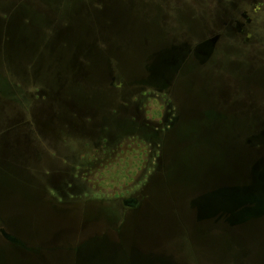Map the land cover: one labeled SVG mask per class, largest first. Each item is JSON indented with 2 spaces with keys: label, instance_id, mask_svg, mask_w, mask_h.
Instances as JSON below:
<instances>
[{
  "label": "rangeland",
  "instance_id": "374dc122",
  "mask_svg": "<svg viewBox=\"0 0 264 264\" xmlns=\"http://www.w3.org/2000/svg\"><path fill=\"white\" fill-rule=\"evenodd\" d=\"M20 7L29 20L27 62L19 69L0 66V79L11 75L16 98L0 94V232L33 251L12 246L0 233V264H194L190 200L201 191L183 159L181 170L168 175V190L163 179L139 172L144 159L135 139L107 146L105 130L112 125L110 133L121 134V117L111 115L121 104L149 101L152 95L143 97L137 88L155 87L149 82L154 72L172 75L174 45L212 37L237 8L253 20L252 42L240 52L242 38L226 43L222 37L227 54L218 55L207 83L222 84L221 72L263 92L264 0H0L10 26L22 16ZM255 125L240 123V134ZM110 156L112 168L105 169ZM88 158L91 174L78 170ZM131 195L140 208L125 217L121 201ZM197 238L200 263L238 264L234 253L246 249L253 256L245 264H264L259 223L235 236L204 228Z\"/></svg>",
  "mask_w": 264,
  "mask_h": 264
},
{
  "label": "flooded vegetation",
  "instance_id": "af4514ba",
  "mask_svg": "<svg viewBox=\"0 0 264 264\" xmlns=\"http://www.w3.org/2000/svg\"><path fill=\"white\" fill-rule=\"evenodd\" d=\"M237 9L228 13L230 21L223 24L221 30L212 37L174 45L172 54L176 59L173 61L170 81L155 83V87L148 88L147 91H144L145 87L137 88L143 97H152L147 102L123 103L119 112L112 111L111 115L121 117L122 123L118 125L122 129L121 134L113 136L110 133L113 126L109 125L105 130V138L103 137L107 146L110 145V140L118 141L123 146L126 140L135 139L142 149L144 159L139 172L146 179L150 175L163 179L168 190L171 188L168 175L174 168L181 170V160L178 162L181 157L190 181H194L193 187L201 191L190 202L209 191L229 188L256 190L262 182L264 185V91L255 94L243 87L241 78L234 75V82L230 78L224 79L221 72L219 75L223 79L222 84L209 86L207 83L210 71L219 65L220 61L216 59H220V53L227 54L226 46L229 44L220 47L222 37L227 38L226 43L235 42V36L242 38L239 46L232 44L234 47L238 46L240 52L242 49L246 51L252 42L249 28L253 26V20L247 12H238ZM178 58L182 59L179 65L176 64ZM258 66L255 64L249 67L253 69ZM247 70L240 72L251 71ZM200 78L206 79L203 85L199 84ZM150 100L154 101L152 105L148 104ZM240 123H245L248 127L256 124L255 127L259 129H251L250 134L245 136L240 134ZM240 143L243 145L242 150ZM185 149L188 152L182 155ZM90 159L84 166H78V170L91 174L94 167ZM104 164L105 169L112 168L111 156L105 158ZM199 175H202L200 181ZM64 184L71 187L68 182ZM62 197V202H67L68 193L64 191ZM121 202L124 216L140 208V202L132 195L124 197ZM230 219V215L223 214L211 220L200 221L198 215L193 214L190 222L195 235L204 228L207 231L211 228L221 234L225 229L231 232L237 227L230 224ZM258 220L264 227V217ZM225 224H228L227 228ZM187 238L190 246L195 245L192 234ZM194 251L192 250L193 263L204 264L200 263L197 252Z\"/></svg>",
  "mask_w": 264,
  "mask_h": 264
},
{
  "label": "water",
  "instance_id": "95a60500",
  "mask_svg": "<svg viewBox=\"0 0 264 264\" xmlns=\"http://www.w3.org/2000/svg\"><path fill=\"white\" fill-rule=\"evenodd\" d=\"M175 59L176 57L174 56V60ZM168 61L169 60H167V63ZM176 64H178V61ZM158 77H160V79L162 80L158 81ZM170 78L171 74H167L166 76L162 74L160 70H157L152 74V77L149 79V82L151 81L152 85H154L155 83H163L164 81L168 83L170 81ZM144 83L148 84L147 82ZM258 129L259 128H257V130ZM192 205L196 211L195 214L198 215L200 221L211 220L223 214L230 215V224L232 226L237 227L231 232H228L227 229H225L224 232H226L230 236H235L236 234H238L239 231L244 230L247 227H252L253 224H256L258 223V221H260L258 219L264 217V185L262 182V185H260V187H257L256 190H250L246 188H229L218 189L217 191L213 192L209 191V193L196 198L193 201ZM136 206L137 205H135V207ZM227 226L228 224H225V228H227ZM212 231L216 233V231L212 230L211 228H209L207 232L210 233ZM0 233H2L3 237L10 244H12V246L18 248L20 247L28 251H33L32 249H29L27 245L17 236L8 233L5 230H2ZM197 237L198 235L193 234V238L196 241H198ZM195 240L193 243H196ZM193 246H191V251H196ZM252 256L253 255L251 254V252L246 249H242L234 253L232 259L236 258L240 262H245L246 260H248L249 257ZM232 259L228 260V262Z\"/></svg>",
  "mask_w": 264,
  "mask_h": 264
},
{
  "label": "trees",
  "instance_id": "16d2710c",
  "mask_svg": "<svg viewBox=\"0 0 264 264\" xmlns=\"http://www.w3.org/2000/svg\"><path fill=\"white\" fill-rule=\"evenodd\" d=\"M256 5L257 2L254 4V6L256 7ZM19 9L22 10V16L19 15V19H14V23H16L15 26L12 25L15 28L14 33L13 27L10 26L11 23L8 24L6 21L8 16L2 15L3 13L0 12V54L2 55V60L0 59V66L10 65L12 69L14 67L19 69L22 64L27 62V59L22 54H24L28 45V40L26 38L27 35L24 32V26L29 23V20L26 18V10L21 7ZM16 27L18 28L16 29ZM0 81L1 96L4 95L5 98L8 97L11 100H15L16 98L13 92L14 85L11 79V75L9 73L4 74V76L1 77ZM33 89H36V91L40 92L38 96L43 95V91L41 92L40 88L35 87ZM10 120L13 119L10 118L9 121ZM240 263L245 264V262Z\"/></svg>",
  "mask_w": 264,
  "mask_h": 264
}]
</instances>
